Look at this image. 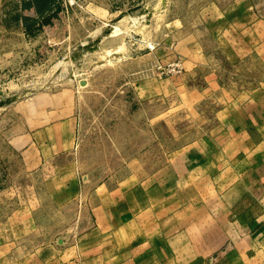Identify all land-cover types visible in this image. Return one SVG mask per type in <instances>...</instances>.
<instances>
[{
    "label": "crops",
    "instance_id": "0c3cea01",
    "mask_svg": "<svg viewBox=\"0 0 264 264\" xmlns=\"http://www.w3.org/2000/svg\"><path fill=\"white\" fill-rule=\"evenodd\" d=\"M39 4L0 0V38L36 34L42 14L56 10ZM204 11V29L227 60L264 62V0ZM30 22L37 23L33 32ZM186 52L183 87H192L191 73L208 68L193 99L225 105L207 136L147 175L110 177L86 192L88 176L62 174L59 162L78 148V113L34 129L15 127L10 148L42 185L10 179L0 161V264H264V81L242 99L224 97L216 54L201 46ZM167 83L149 81L148 97ZM68 212L71 227L62 234L51 224Z\"/></svg>",
    "mask_w": 264,
    "mask_h": 264
},
{
    "label": "rangeland",
    "instance_id": "374dc122",
    "mask_svg": "<svg viewBox=\"0 0 264 264\" xmlns=\"http://www.w3.org/2000/svg\"><path fill=\"white\" fill-rule=\"evenodd\" d=\"M233 2L39 0L46 10L53 4L56 10L42 14L36 34L37 23L30 22L29 37L0 38L5 47L0 51V161L6 163L10 179L42 185L38 176L24 171L10 148L18 125L34 129L78 113V148L62 153L59 162L62 174L88 176L86 192L110 177L160 169L207 136L225 103L193 99V86L204 87L208 68L191 73L192 87H183L189 79L183 77L188 48L201 46L219 58L224 97L237 94L242 99L264 81V62H230L202 24L207 7ZM13 30L22 28L13 23ZM172 63H181L182 71L160 75L158 67ZM149 81L168 83L162 94L148 97ZM71 192L68 188L65 193ZM69 213L51 227L68 233Z\"/></svg>",
    "mask_w": 264,
    "mask_h": 264
},
{
    "label": "built area",
    "instance_id": "2783aa9c",
    "mask_svg": "<svg viewBox=\"0 0 264 264\" xmlns=\"http://www.w3.org/2000/svg\"><path fill=\"white\" fill-rule=\"evenodd\" d=\"M182 64L181 63H172L168 66L166 65H160L158 67V70H160V75L168 74V73H179L182 71Z\"/></svg>",
    "mask_w": 264,
    "mask_h": 264
},
{
    "label": "water",
    "instance_id": "95a60500",
    "mask_svg": "<svg viewBox=\"0 0 264 264\" xmlns=\"http://www.w3.org/2000/svg\"><path fill=\"white\" fill-rule=\"evenodd\" d=\"M10 101V100H9ZM6 102H8V101H6Z\"/></svg>",
    "mask_w": 264,
    "mask_h": 264
}]
</instances>
